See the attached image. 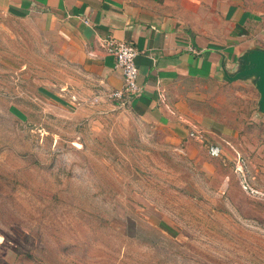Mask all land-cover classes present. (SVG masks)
<instances>
[{"label": "rangeland", "instance_id": "rangeland-1", "mask_svg": "<svg viewBox=\"0 0 264 264\" xmlns=\"http://www.w3.org/2000/svg\"><path fill=\"white\" fill-rule=\"evenodd\" d=\"M63 52L0 8V264H264L256 85L198 88L170 128L49 96L74 81Z\"/></svg>", "mask_w": 264, "mask_h": 264}, {"label": "crops", "instance_id": "crops-1", "mask_svg": "<svg viewBox=\"0 0 264 264\" xmlns=\"http://www.w3.org/2000/svg\"><path fill=\"white\" fill-rule=\"evenodd\" d=\"M0 8L46 20L62 35L76 74L49 96L67 104L120 90L123 77L105 42L133 45L141 92L114 106L170 128L183 129L186 106L202 95L198 88L255 85L256 76L227 78L264 52V0H0Z\"/></svg>", "mask_w": 264, "mask_h": 264}, {"label": "built area", "instance_id": "built-area-1", "mask_svg": "<svg viewBox=\"0 0 264 264\" xmlns=\"http://www.w3.org/2000/svg\"><path fill=\"white\" fill-rule=\"evenodd\" d=\"M108 52L114 57L115 65L120 70L123 77V86L118 91L109 94L111 101H121V105H125L136 97L141 88L138 85V69L135 65L136 49L133 45L125 42L108 39Z\"/></svg>", "mask_w": 264, "mask_h": 264}, {"label": "water", "instance_id": "water-1", "mask_svg": "<svg viewBox=\"0 0 264 264\" xmlns=\"http://www.w3.org/2000/svg\"><path fill=\"white\" fill-rule=\"evenodd\" d=\"M247 62V65L239 72L227 79L235 81L245 77L256 76L258 79L255 85L259 93L260 109L264 112V52L252 53Z\"/></svg>", "mask_w": 264, "mask_h": 264}]
</instances>
